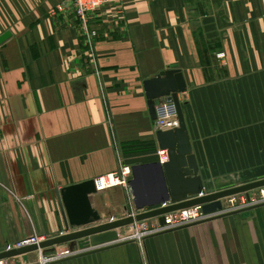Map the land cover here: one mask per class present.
Segmentation results:
<instances>
[{
  "label": "crops",
  "instance_id": "0c3cea01",
  "mask_svg": "<svg viewBox=\"0 0 264 264\" xmlns=\"http://www.w3.org/2000/svg\"><path fill=\"white\" fill-rule=\"evenodd\" d=\"M64 1L0 0V251L65 232V186L160 160L144 82L167 68L206 191L264 177V0H123L91 39ZM91 200L103 222L135 208ZM50 264H264V205Z\"/></svg>",
  "mask_w": 264,
  "mask_h": 264
},
{
  "label": "water",
  "instance_id": "95a60500",
  "mask_svg": "<svg viewBox=\"0 0 264 264\" xmlns=\"http://www.w3.org/2000/svg\"><path fill=\"white\" fill-rule=\"evenodd\" d=\"M11 32L0 37V44L7 40ZM151 117L157 118V101L172 96L178 114V126L174 129L157 131L159 147L168 151L166 162L154 161L132 166L133 176L129 181L135 215H128L103 222L102 215L93 207L91 195L98 192L95 179L65 186L59 192L66 231L50 237L39 244L28 245L0 252V260L15 256H26L29 252L52 248L56 245L77 241L79 252L52 261L90 253L97 249L113 247L131 242L120 240L118 229L144 219L159 217L161 225L166 224L165 214L193 205H201L207 217L198 222L159 231L160 234L183 227L192 226L224 215L238 213L264 205V200L233 210H224L223 198L246 193L251 200L250 191L264 188V177L215 192H207L199 164L193 153L188 134L180 94L188 86L180 69L167 68L144 82ZM78 229L70 232V229ZM150 236V235H149Z\"/></svg>",
  "mask_w": 264,
  "mask_h": 264
},
{
  "label": "built area",
  "instance_id": "2783aa9c",
  "mask_svg": "<svg viewBox=\"0 0 264 264\" xmlns=\"http://www.w3.org/2000/svg\"><path fill=\"white\" fill-rule=\"evenodd\" d=\"M68 3H71V5H73V7L75 8V15L80 20L83 30L86 31V38L91 39L97 36V32L96 30L90 29V20L92 18H98L99 16H102L104 10L108 6H121L123 0H65L64 3L58 5V11H64ZM220 56H222V54H220ZM177 126L178 114L172 96H165L160 98L157 101V118L154 120V131L157 133V131L159 130L174 129ZM157 155L160 157L159 161L161 162H166L169 159L168 151L166 149L158 148ZM132 176V165L123 162L118 171L100 175L95 178L97 190L104 191L110 188L121 186L129 191L131 200H133L131 188L129 186V181L132 179ZM133 209L135 211L134 207ZM206 217L207 215L203 212L201 205H193L190 208H183L171 211L165 214L166 224L161 225L159 221L158 228L153 232H148V235L146 236H149L162 230L176 228L189 223L198 222L200 220L205 219ZM48 238L49 237L45 235L33 234L29 237L17 241L13 246L9 247V249L22 248L28 245L39 244L42 241L47 240ZM77 252H79V249H76L71 253H67L62 257L70 256ZM3 260L6 259H2L1 261Z\"/></svg>",
  "mask_w": 264,
  "mask_h": 264
},
{
  "label": "rangeland",
  "instance_id": "374dc122",
  "mask_svg": "<svg viewBox=\"0 0 264 264\" xmlns=\"http://www.w3.org/2000/svg\"><path fill=\"white\" fill-rule=\"evenodd\" d=\"M236 185L239 184H233L230 182L225 183L223 185L210 187L209 189L213 190H210L209 192L219 191ZM250 195L251 200H248L246 193H239L223 198L222 201L224 210L238 209L240 207L248 206L249 204L261 202L262 200H264V188L251 190ZM129 213L132 215L136 214L130 202L127 210L123 211L121 216H128ZM158 226L159 217L144 219L142 221L136 222L133 225H129L120 229V238H122V240H132L131 242H140L146 237V235H148V232H153L158 228ZM15 243L11 244L9 247L13 246ZM9 247L5 248L2 251L9 250ZM76 249H78L77 241L67 242L64 244L56 245L52 248H43L29 252L26 256L21 255L10 257L3 261L0 260V264H50L55 259L60 258L67 253H71Z\"/></svg>",
  "mask_w": 264,
  "mask_h": 264
},
{
  "label": "bare ground",
  "instance_id": "6f19581e",
  "mask_svg": "<svg viewBox=\"0 0 264 264\" xmlns=\"http://www.w3.org/2000/svg\"><path fill=\"white\" fill-rule=\"evenodd\" d=\"M190 207H192V206L185 207V208H190ZM182 209H183V208H182ZM117 219H118V218H115V220H117ZM130 225H132V224H130ZM128 226H129V225H128ZM125 227H127V226H125ZM122 228H124V227H122ZM122 228H119V229H118V233H119V230L122 229ZM119 237H120V235H119Z\"/></svg>",
  "mask_w": 264,
  "mask_h": 264
}]
</instances>
